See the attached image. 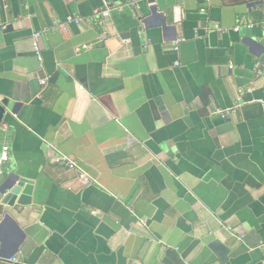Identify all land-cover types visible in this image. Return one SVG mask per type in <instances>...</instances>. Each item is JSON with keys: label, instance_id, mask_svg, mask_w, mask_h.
I'll return each mask as SVG.
<instances>
[{"label": "crops", "instance_id": "obj_1", "mask_svg": "<svg viewBox=\"0 0 264 264\" xmlns=\"http://www.w3.org/2000/svg\"><path fill=\"white\" fill-rule=\"evenodd\" d=\"M156 4L0 0V264H264V0Z\"/></svg>", "mask_w": 264, "mask_h": 264}, {"label": "water", "instance_id": "obj_2", "mask_svg": "<svg viewBox=\"0 0 264 264\" xmlns=\"http://www.w3.org/2000/svg\"><path fill=\"white\" fill-rule=\"evenodd\" d=\"M150 3L154 4L153 10L155 13H157L158 10L161 8V6L156 4V0H150ZM183 3L184 0H177V4L179 6L183 5ZM176 9L177 7H172L167 10L169 13L172 12L175 13ZM11 113L15 114V110L14 109L11 110L7 100L2 101V103H0V124H2L5 118H7V116ZM32 183L33 182L30 181L29 179L20 177L19 175L16 174H12L8 176L7 179L0 184V200H1L0 206L2 208L0 214L3 213V207L14 208L16 203L22 206L29 205L30 200L29 197L28 200H26V195L30 196ZM21 193H23V195L20 199H18ZM209 248L217 255V257L222 263H225L228 260L230 249L220 240L218 239L214 240L212 243H210ZM0 256H1V251H0Z\"/></svg>", "mask_w": 264, "mask_h": 264}, {"label": "built area", "instance_id": "obj_3", "mask_svg": "<svg viewBox=\"0 0 264 264\" xmlns=\"http://www.w3.org/2000/svg\"><path fill=\"white\" fill-rule=\"evenodd\" d=\"M142 1H145V0H132L133 4L134 5H137L138 3L142 2ZM118 9V7H107L106 9H104L103 11H101L99 13V18H102V19H106L110 16L111 12L113 10H116ZM68 22H76V23H79L81 21V19L79 18H73V17H69L67 19ZM103 22V20H102ZM40 33H35L34 34V38H33V48H34V51L37 53L38 57H39V60H41V55H40V45H39V41H40ZM184 39H179L176 44H175V47H174V51L178 52L179 51V44L181 42H183ZM41 84L44 86L47 84V80H42L41 81ZM217 114H220L222 116V118H226L228 117V112L226 111H222V110H217L216 111ZM9 153H10V147L8 145L4 146L0 152V168L3 166V164L5 162H7L9 160ZM59 161H62V162H65V164L69 167V168H74L76 167V163L70 159H59ZM2 175V171L0 169V176ZM262 247L264 248V244L262 245Z\"/></svg>", "mask_w": 264, "mask_h": 264}]
</instances>
